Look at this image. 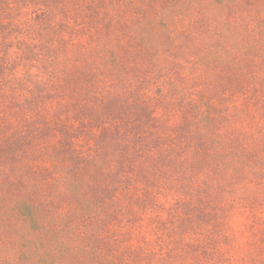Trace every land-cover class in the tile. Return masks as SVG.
Wrapping results in <instances>:
<instances>
[{
    "label": "trees",
    "instance_id": "obj_1",
    "mask_svg": "<svg viewBox=\"0 0 264 264\" xmlns=\"http://www.w3.org/2000/svg\"><path fill=\"white\" fill-rule=\"evenodd\" d=\"M198 1L213 23L197 12L184 27L174 11L148 22L158 34L141 42L161 49L121 54L119 35L89 36L80 100L59 104L53 118L0 88L18 109L0 118V264H165L131 243L165 163L193 159L226 177L263 178L245 159L264 147V21L235 0ZM157 109L178 121L169 126ZM73 120L88 129L87 150L73 146L83 134ZM134 169L145 178L142 197L130 192Z\"/></svg>",
    "mask_w": 264,
    "mask_h": 264
},
{
    "label": "rangeland",
    "instance_id": "obj_2",
    "mask_svg": "<svg viewBox=\"0 0 264 264\" xmlns=\"http://www.w3.org/2000/svg\"><path fill=\"white\" fill-rule=\"evenodd\" d=\"M235 1L244 7L247 16L264 21V0ZM198 2L0 0V88L15 89V99L20 103L26 98L36 101L33 114L53 118L59 104L80 100L81 88L77 85L75 89V85L86 69L82 47L89 43V36L107 31L119 35L121 54L161 49L141 42L146 31L158 34L159 29L149 30L148 22L166 19L174 11L184 27L191 25L197 12H202L199 18L213 23L208 11L197 7ZM190 6L193 7L187 8ZM180 7H185L184 13L179 12ZM178 30L182 31L180 23ZM174 48L179 51L181 46ZM30 91L35 93L29 94ZM8 99L0 89V118L8 116L12 121L10 113H17L18 109H8ZM69 112L72 113L71 107ZM155 115L169 126L178 121L172 114L164 115L162 109H157ZM71 122L77 133L83 131L74 139V148L87 150L94 144L85 136L88 129L77 120ZM89 129L101 132L93 125ZM250 153L246 165L264 173V147L253 148ZM192 161L177 168L174 164L163 165L162 170L167 168V172L163 183H159L160 193L156 191L152 205L148 203L147 211L137 215L131 243L153 257H164L165 264H264V176L260 179L235 173L226 177L210 163ZM126 175L131 177L128 171ZM133 178L138 179L130 192L135 190L142 197L145 178L136 169ZM153 181L149 177L148 183ZM161 222L166 223L164 227Z\"/></svg>",
    "mask_w": 264,
    "mask_h": 264
}]
</instances>
